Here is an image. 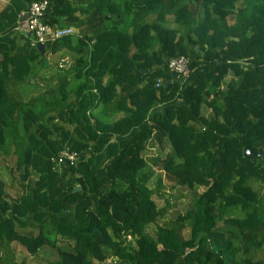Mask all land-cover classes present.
<instances>
[{
  "label": "trees",
  "instance_id": "obj_1",
  "mask_svg": "<svg viewBox=\"0 0 264 264\" xmlns=\"http://www.w3.org/2000/svg\"><path fill=\"white\" fill-rule=\"evenodd\" d=\"M47 1L43 19L81 36L42 53L17 28L25 0L0 8V160L16 173L14 193L0 176V251L17 241L53 248L47 264H264V0ZM179 54L185 77L167 67ZM61 149L71 163H55ZM161 170L187 202L158 222L172 204Z\"/></svg>",
  "mask_w": 264,
  "mask_h": 264
},
{
  "label": "rangeland",
  "instance_id": "obj_2",
  "mask_svg": "<svg viewBox=\"0 0 264 264\" xmlns=\"http://www.w3.org/2000/svg\"><path fill=\"white\" fill-rule=\"evenodd\" d=\"M3 3L4 1L0 0V7L3 5ZM47 58H48V55H47ZM71 59H72L71 54H69V59H68L69 63L71 62ZM42 70L44 71V69H40L39 72L42 73ZM45 72L49 73L51 71L48 70L47 68ZM37 89L38 88H35L32 85H30V87L25 85L23 92L24 93L26 92L30 93V91L35 92ZM1 163H2V160H0V176L6 181V184L8 185V187H10L8 189L9 193H14V191L16 190L15 189L16 185L14 181V179L16 178V173L15 171H10L9 169H7V167H5V165H2ZM160 177H161V183H162L161 189L163 188V192L165 194H168L172 202V204L167 208L164 217L158 220V222H163L167 218H172L177 212L181 211L185 207L186 202H187V197L185 195L186 193L185 188L174 184L171 179L165 176L163 171L160 173ZM150 183L151 182H149V184ZM152 196L158 205L164 204L163 195L156 193V195L152 194ZM182 231L185 233L186 229L184 228L182 229ZM8 246L9 248L7 250L0 251V256L4 254H6L7 256L12 255L13 259L16 262H20L21 260H23L24 264H47L48 260L53 259L56 256L55 250L48 245L41 246L40 248H38L37 252L34 254H29L23 248V246L19 244L17 241L10 242Z\"/></svg>",
  "mask_w": 264,
  "mask_h": 264
},
{
  "label": "built area",
  "instance_id": "obj_3",
  "mask_svg": "<svg viewBox=\"0 0 264 264\" xmlns=\"http://www.w3.org/2000/svg\"><path fill=\"white\" fill-rule=\"evenodd\" d=\"M48 8L47 0H31L24 8L28 13L27 27L29 30L30 43L36 44L41 42L43 45L58 37L69 34H79L75 27L71 25L49 24L43 19V13ZM167 67L175 74L185 77L188 74V58L179 54L172 56L167 61ZM159 82L157 79L156 83ZM149 151H154V146H149ZM75 158V153L67 149H61L54 157L55 163L65 162L71 163ZM129 237V236H127Z\"/></svg>",
  "mask_w": 264,
  "mask_h": 264
},
{
  "label": "water",
  "instance_id": "obj_4",
  "mask_svg": "<svg viewBox=\"0 0 264 264\" xmlns=\"http://www.w3.org/2000/svg\"><path fill=\"white\" fill-rule=\"evenodd\" d=\"M25 2L27 3L28 0H25ZM27 16H28V13L25 10H23L22 12H20L18 20H17V28L20 29L21 31L25 32L26 35L29 34V30L27 27ZM35 46L42 53L43 44L41 42H36ZM145 70L146 69L144 68L143 71H145ZM171 75H174L173 71H171ZM168 82H169V80L164 81V85H166ZM242 152L245 156H247V154L250 152V150L246 146H244L242 149ZM256 153L257 152H255V151L251 152L252 155H255ZM78 187H79L78 185H75L73 187V189H77Z\"/></svg>",
  "mask_w": 264,
  "mask_h": 264
},
{
  "label": "crops",
  "instance_id": "obj_5",
  "mask_svg": "<svg viewBox=\"0 0 264 264\" xmlns=\"http://www.w3.org/2000/svg\"><path fill=\"white\" fill-rule=\"evenodd\" d=\"M3 1L5 2V0H3ZM3 5H4V3H3ZM3 5H2V6H3ZM2 6H1V7H2ZM1 7H0V8H1ZM151 13H152V12H151ZM151 13H148V14L146 13V14L144 15V18H149V17H151V16L153 15V14L150 15ZM78 33H80L79 30H78ZM67 55H68V56H67ZM53 57H54V58H53ZM63 57H64L65 60H64V61H61V62L64 64V66H69V64H70V63L68 62V59H69V53H65ZM56 58H58V55H56V54H55V55H51V57H48L47 60H48L49 63H50L49 66H48V70H51V68L54 67V61L56 60ZM45 70H46V69H45ZM45 70H44V71H45ZM44 71L42 70V73L39 72V73H40L39 75H43ZM40 83H41V82H39L38 84H40ZM36 88H37V87H36Z\"/></svg>",
  "mask_w": 264,
  "mask_h": 264
},
{
  "label": "clouds",
  "instance_id": "obj_6",
  "mask_svg": "<svg viewBox=\"0 0 264 264\" xmlns=\"http://www.w3.org/2000/svg\"><path fill=\"white\" fill-rule=\"evenodd\" d=\"M28 2H29V1H28ZM28 2H27V3H28ZM26 6H27V4H26ZM23 10H24V9H22V11H23ZM22 11H21V12H22ZM25 11H26V10H25ZM44 13H45V12H44ZM44 13H43V14H44ZM44 15H45V14H44ZM44 15H43V16H44ZM71 26H72V27H75L76 30L78 31V28H77L76 26H73V25H71ZM28 35H29V34H28ZM70 35H71V34H70ZM73 35L81 36V33H79V34H75V33H74ZM43 48H44V45H43ZM47 54L49 55V53H47Z\"/></svg>",
  "mask_w": 264,
  "mask_h": 264
}]
</instances>
